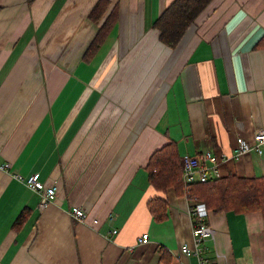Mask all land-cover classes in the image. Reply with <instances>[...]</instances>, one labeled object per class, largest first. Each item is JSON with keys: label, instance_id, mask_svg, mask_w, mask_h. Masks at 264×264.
Returning a JSON list of instances; mask_svg holds the SVG:
<instances>
[{"label": "crops", "instance_id": "crops-1", "mask_svg": "<svg viewBox=\"0 0 264 264\" xmlns=\"http://www.w3.org/2000/svg\"><path fill=\"white\" fill-rule=\"evenodd\" d=\"M96 1L0 0V264H200L182 252L195 247L191 201L156 189L147 165L176 142L220 157L218 176H264V151L235 156L264 129V0H210L174 48L153 25L174 0H112L119 21L86 60ZM33 173L57 186L43 208ZM207 221L211 264H264L261 211Z\"/></svg>", "mask_w": 264, "mask_h": 264}, {"label": "trees", "instance_id": "trees-1", "mask_svg": "<svg viewBox=\"0 0 264 264\" xmlns=\"http://www.w3.org/2000/svg\"><path fill=\"white\" fill-rule=\"evenodd\" d=\"M210 0H174L153 21L159 31L160 41L170 48L176 47L188 26L200 15ZM89 17L100 27L89 45L85 59L91 60L113 31L120 18V3L112 0H97ZM201 155V153H197ZM182 154L176 142L155 150L147 165L149 180L156 189L177 187L188 196L191 204L205 202L215 212L234 210L240 213L261 211L264 214V176L249 177L230 173L225 176H210L207 181H195L187 189L183 182ZM154 217H168V203L159 197L148 201ZM24 218L20 215L17 223Z\"/></svg>", "mask_w": 264, "mask_h": 264}, {"label": "built area", "instance_id": "built-area-1", "mask_svg": "<svg viewBox=\"0 0 264 264\" xmlns=\"http://www.w3.org/2000/svg\"><path fill=\"white\" fill-rule=\"evenodd\" d=\"M251 151H257L262 153L264 151V129H260L255 133V142L252 144L246 138L239 136L237 138V147L235 156L237 158L245 155ZM2 152L0 150V156ZM221 158L211 151H205L201 155H192L185 153L182 155L181 164L183 170V182L188 189L190 185L195 181H207L210 176H218L219 163ZM3 169L10 168V163L6 162L1 165ZM19 179L21 176L16 175ZM26 185L37 192L40 196V207L46 206L57 193V186H48L44 181L39 179L37 173H33L26 178ZM190 210L193 215V234L195 239V247L185 245L182 248V252L186 255H196L199 258L200 264H211V261L205 258L202 254L203 248L200 243L208 236L214 237L215 229L208 223L207 217L209 209L205 202H197L194 205H190ZM70 213L72 217L77 220L85 221L87 219L86 211L78 205L71 208ZM97 221V220H96ZM115 232L117 230H114ZM149 241V233H143L140 238V243H146Z\"/></svg>", "mask_w": 264, "mask_h": 264}, {"label": "rangeland", "instance_id": "rangeland-1", "mask_svg": "<svg viewBox=\"0 0 264 264\" xmlns=\"http://www.w3.org/2000/svg\"><path fill=\"white\" fill-rule=\"evenodd\" d=\"M158 3V0H155V4H157ZM134 20V17H131V19H130V21L132 22ZM186 153H188V152H186Z\"/></svg>", "mask_w": 264, "mask_h": 264}]
</instances>
